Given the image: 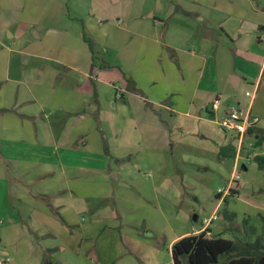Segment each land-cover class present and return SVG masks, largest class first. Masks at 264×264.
Returning <instances> with one entry per match:
<instances>
[{
	"label": "rangeland",
	"instance_id": "rangeland-1",
	"mask_svg": "<svg viewBox=\"0 0 264 264\" xmlns=\"http://www.w3.org/2000/svg\"><path fill=\"white\" fill-rule=\"evenodd\" d=\"M176 2L0 0V107L16 105L17 110L29 114H41L42 110L46 117L61 119L66 124L82 117L80 129L89 133L87 140L95 146L93 152H100L107 142L115 149L123 140L136 137L138 150H134L135 161L126 165L131 173L126 177H141L150 203L137 205L132 224L142 241L139 250L147 253L151 247L146 260L159 259L160 253L156 252L162 250L168 264H171L170 237L162 240L157 236L165 226L158 214L161 199L152 197V189L162 182L174 201L171 211L174 237L193 234L204 219L217 211L218 219L209 225L212 237L247 242L264 240L260 221L264 216V171L258 170L253 162V156L260 153L259 147H249L252 138L246 135L238 168H234L232 158L219 155L222 147L236 148L237 141L231 142L235 134L218 125L219 113L210 118L205 110L198 109L205 94L195 92L196 64L189 73L181 72L180 65L188 63L189 57L179 58L167 46L169 37L183 36L175 31L183 22L175 15L166 19L168 7ZM158 19H163L164 24H157ZM211 65L212 61L207 65L200 89L206 83V87H211L214 75L226 74L213 73ZM207 75L211 77L206 81ZM132 83L137 93L131 92ZM214 90L220 93L216 99L222 104V112L230 109L245 112L250 103H255L257 110H264L262 91L255 96L249 87L235 91L230 85L223 88L221 83ZM116 92L123 93V100L116 99ZM209 96L211 101L215 100L211 93ZM236 99L239 101L235 102ZM149 105L161 115L156 118ZM102 118L118 121V131L100 124ZM162 161L166 168L158 172L155 167ZM117 164L112 161L111 167L117 169L120 166ZM134 164L139 172L132 171ZM242 165L246 170L241 169ZM231 181L230 186L238 195L219 203L218 190H226ZM118 187L116 184L113 190L121 197ZM163 190L158 189V193L163 194ZM193 216L197 223L192 221ZM89 221L88 215L78 216V224L87 225ZM115 226L116 222L96 225L94 249H87L81 238L64 239L65 244L71 243L70 249L60 251L54 247L47 257L52 264H116L113 258L120 242V229H110ZM22 241L0 243V264H27L26 254L20 252L24 250ZM181 264H189L185 256L181 257Z\"/></svg>",
	"mask_w": 264,
	"mask_h": 264
},
{
	"label": "crops",
	"instance_id": "crops-1",
	"mask_svg": "<svg viewBox=\"0 0 264 264\" xmlns=\"http://www.w3.org/2000/svg\"><path fill=\"white\" fill-rule=\"evenodd\" d=\"M176 3L178 5L168 7L166 19L175 15L183 22V26L175 30L183 36L174 34L169 37L167 46L179 58L184 55L189 57L188 63L180 65L181 72L186 70L189 73L193 64L197 66L195 92L205 94L198 109L205 110L210 118H216L218 113L221 116L223 107L216 99L220 93L214 90L219 83L223 88L230 85L235 91L249 87L255 96L262 91L263 101L264 0H177ZM157 24H164V20L158 19ZM211 61L213 73L226 74L220 77L214 75L211 79L213 85L206 87V83L205 88L200 89ZM91 76L90 73L89 79ZM210 77L207 75L206 81ZM210 93L219 101L216 112L211 110L213 100L209 99ZM115 94L116 99L123 100V93ZM149 106L153 115H161L153 105ZM112 107L116 108V104L112 103ZM246 110L259 119L250 135H247L252 138L249 147H259L260 153L256 155L264 157V140L259 146L256 144V137L264 134V110H257L255 103H250ZM40 111L41 114H29L28 111L17 110L16 105L0 107V243L14 244L22 239L24 250L20 252L26 254L27 264H52L47 256L54 247L60 251L70 249L71 243L65 244L64 239L72 241L81 238V242L87 243V249H94L96 246L92 240L96 225L116 222V226L110 228L120 229V242L113 258L116 264H136V261L141 264H168L162 257V250L156 252L160 253L159 259L146 260L151 247L147 253L139 250L138 245L142 241L135 231L136 226L132 224L137 205L150 203L149 195L145 196L143 191L141 177H126L131 175L126 165L135 161L134 150H138L136 137L123 140L121 145H115V149L107 141V147L99 142L102 152H93L95 146L92 147L87 140L89 133L80 129L84 123L82 117L66 124L61 119L46 117L45 112ZM99 121L110 131L119 129L118 121H114V118ZM163 138L165 142L166 133ZM230 140L234 141L233 138ZM239 154L240 150L236 147L234 168L238 166ZM112 161L120 166L113 169ZM165 168V161H162L155 170L161 172ZM131 169L139 172L135 164ZM116 184L120 187L121 197L113 190ZM163 185L164 182L152 189V197L161 199L158 214L165 226L157 236L162 240L170 237L168 247L173 264L171 246L191 234L187 232L174 237L171 213L174 201L169 198L168 188ZM158 189H164L163 194L160 195ZM225 198H218L219 203L224 202ZM213 213L217 214V211ZM82 214L88 215L89 224H78V216ZM192 221L197 223V218L194 221L192 217ZM200 229L194 230L193 235L198 234ZM208 232V237H212L209 226Z\"/></svg>",
	"mask_w": 264,
	"mask_h": 264
},
{
	"label": "trees",
	"instance_id": "trees-1",
	"mask_svg": "<svg viewBox=\"0 0 264 264\" xmlns=\"http://www.w3.org/2000/svg\"><path fill=\"white\" fill-rule=\"evenodd\" d=\"M92 72V68L90 69ZM131 92L138 90L132 83ZM253 130V129H252ZM252 130L247 132L250 135ZM257 146L264 140V134L256 137ZM222 158H232L236 155V148L222 147L219 151ZM253 162L258 170L264 171V157L255 155ZM242 169L245 167L242 166ZM238 195L231 187L228 196ZM220 198V195H217ZM226 196V197H228ZM226 198L224 199L225 202ZM264 228V216L260 218ZM264 233V232H263ZM173 264H181V257L185 256L189 264H264V240L256 239L253 242L234 241L220 236L208 237L204 232L191 234L177 240L171 246ZM221 260V263L219 261Z\"/></svg>",
	"mask_w": 264,
	"mask_h": 264
},
{
	"label": "built area",
	"instance_id": "built-area-1",
	"mask_svg": "<svg viewBox=\"0 0 264 264\" xmlns=\"http://www.w3.org/2000/svg\"><path fill=\"white\" fill-rule=\"evenodd\" d=\"M248 95V94H246ZM219 108V101L214 100L211 104V110L216 112ZM259 119L253 115L250 114L249 111L242 112L240 109H230L227 111H224L220 119L218 121V125L220 128L227 132V133H234L235 137H233V140L237 141V149L240 150L241 146L243 144V139L247 135V132L249 130H252L255 128V126L258 124ZM239 152V151H238ZM232 182L229 183L226 190H218L217 195H220V198H225L229 195L230 189L232 186ZM231 185V186H230ZM236 197V195H234ZM217 214L213 213L211 217L208 219H204L201 222V229L198 231V233L204 232L207 236H209L208 232V226L211 224L212 221L217 220Z\"/></svg>",
	"mask_w": 264,
	"mask_h": 264
},
{
	"label": "water",
	"instance_id": "water-1",
	"mask_svg": "<svg viewBox=\"0 0 264 264\" xmlns=\"http://www.w3.org/2000/svg\"><path fill=\"white\" fill-rule=\"evenodd\" d=\"M193 220H194V221L196 220V216H193Z\"/></svg>",
	"mask_w": 264,
	"mask_h": 264
}]
</instances>
